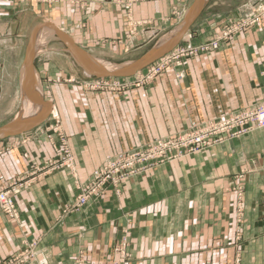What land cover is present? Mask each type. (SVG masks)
<instances>
[{
	"label": "crops",
	"instance_id": "obj_1",
	"mask_svg": "<svg viewBox=\"0 0 264 264\" xmlns=\"http://www.w3.org/2000/svg\"><path fill=\"white\" fill-rule=\"evenodd\" d=\"M264 0H0V184L63 150L72 166L0 207V262L34 242L48 264H264V129L130 178L78 211V190L107 159L228 113L262 95L264 17L212 51L127 91L175 48L209 42ZM129 4V11L125 6ZM182 73L183 77H179ZM56 124V125H55Z\"/></svg>",
	"mask_w": 264,
	"mask_h": 264
},
{
	"label": "built area",
	"instance_id": "obj_2",
	"mask_svg": "<svg viewBox=\"0 0 264 264\" xmlns=\"http://www.w3.org/2000/svg\"><path fill=\"white\" fill-rule=\"evenodd\" d=\"M81 4L83 0H72ZM129 11V4L125 6ZM264 17V3L262 12L251 17H238L219 30V33L209 42L200 45H182L169 54L150 65L147 70L133 80L118 81L112 79L91 80L85 84L87 89L94 92L119 93L130 88L139 87L151 82L155 77L170 68L182 66L183 61L198 54L212 51L221 42L227 41L236 33L254 27ZM263 89L261 99L253 106L228 113L218 119L204 122L178 134L154 140L144 146L117 154L107 159L99 168L92 172L84 183L77 185V196L68 211H78L89 200L99 198L111 189L116 195L120 194L123 185L132 177L140 175L157 167L194 155L225 141L243 136L253 129H264V64L261 71ZM179 77H183L180 73ZM56 125V124H55ZM63 146L62 152L54 159H49L35 167L26 178H17L0 184V207L9 218L17 220L18 211L15 198L33 180L62 168L71 169L72 159L65 147L63 136L58 131ZM127 237L114 247L118 255L113 264H124L128 260ZM0 264H48L40 257L34 242L25 243L16 253L2 260Z\"/></svg>",
	"mask_w": 264,
	"mask_h": 264
},
{
	"label": "rangeland",
	"instance_id": "obj_3",
	"mask_svg": "<svg viewBox=\"0 0 264 264\" xmlns=\"http://www.w3.org/2000/svg\"><path fill=\"white\" fill-rule=\"evenodd\" d=\"M75 4H77V3H75Z\"/></svg>",
	"mask_w": 264,
	"mask_h": 264
}]
</instances>
